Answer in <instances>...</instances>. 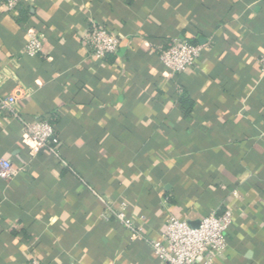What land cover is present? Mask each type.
<instances>
[{
	"label": "crops",
	"instance_id": "crops-1",
	"mask_svg": "<svg viewBox=\"0 0 264 264\" xmlns=\"http://www.w3.org/2000/svg\"><path fill=\"white\" fill-rule=\"evenodd\" d=\"M91 26L118 50L90 56ZM174 41L204 46L182 73L158 59ZM263 51L264 0H23L10 13L0 0V98L16 95L23 120L50 122L60 143L34 149L0 110V158L21 169L0 178V264H163L147 241L169 216L196 226L226 207L211 264H264ZM120 206L140 237L102 218Z\"/></svg>",
	"mask_w": 264,
	"mask_h": 264
},
{
	"label": "built area",
	"instance_id": "built-area-1",
	"mask_svg": "<svg viewBox=\"0 0 264 264\" xmlns=\"http://www.w3.org/2000/svg\"><path fill=\"white\" fill-rule=\"evenodd\" d=\"M23 0H4V8L10 13ZM82 41L90 56L101 58L115 53L119 48L118 37L103 26H91L82 35ZM42 40L39 34L28 32L24 53L34 56L41 51ZM204 46L187 41H174L158 53L160 63L171 73H182L192 67ZM258 62L264 70V51ZM0 110L20 121L32 147L56 155L59 141L54 127L44 120L25 122L16 109V95L0 98ZM21 170L9 159L0 158V178L7 180ZM236 196V191L233 192ZM102 218L120 223L129 233L140 237V228L124 206L109 208L101 214ZM233 224L232 210L226 207L221 213H211L200 218L196 226L176 216H169L164 225L161 240H148L154 255L163 264H211L214 256L222 254L227 245V232ZM29 264H38L32 260Z\"/></svg>",
	"mask_w": 264,
	"mask_h": 264
},
{
	"label": "trees",
	"instance_id": "trees-1",
	"mask_svg": "<svg viewBox=\"0 0 264 264\" xmlns=\"http://www.w3.org/2000/svg\"><path fill=\"white\" fill-rule=\"evenodd\" d=\"M190 43H192V42H190ZM193 44H196V43H193ZM180 104L184 108V110H186V112H189V109L191 108L193 102L186 95H182L180 97ZM48 123H50V122H48Z\"/></svg>",
	"mask_w": 264,
	"mask_h": 264
}]
</instances>
